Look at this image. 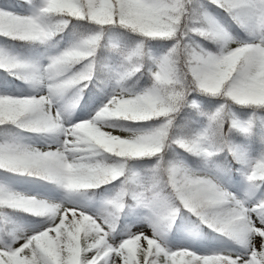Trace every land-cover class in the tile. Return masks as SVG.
<instances>
[{
	"label": "snow or ice",
	"instance_id": "obj_1",
	"mask_svg": "<svg viewBox=\"0 0 264 264\" xmlns=\"http://www.w3.org/2000/svg\"><path fill=\"white\" fill-rule=\"evenodd\" d=\"M0 264H264V0H0Z\"/></svg>",
	"mask_w": 264,
	"mask_h": 264
}]
</instances>
